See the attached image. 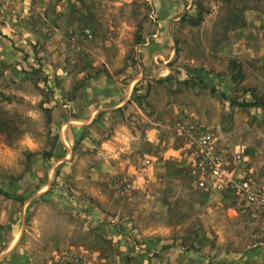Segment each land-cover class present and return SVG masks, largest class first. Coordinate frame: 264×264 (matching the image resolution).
Returning <instances> with one entry per match:
<instances>
[{
    "label": "rangeland",
    "instance_id": "374dc122",
    "mask_svg": "<svg viewBox=\"0 0 264 264\" xmlns=\"http://www.w3.org/2000/svg\"><path fill=\"white\" fill-rule=\"evenodd\" d=\"M191 123L264 182V0H0V264H264V211L192 183ZM89 202L175 252L115 258Z\"/></svg>",
    "mask_w": 264,
    "mask_h": 264
},
{
    "label": "built area",
    "instance_id": "2783aa9c",
    "mask_svg": "<svg viewBox=\"0 0 264 264\" xmlns=\"http://www.w3.org/2000/svg\"><path fill=\"white\" fill-rule=\"evenodd\" d=\"M176 132L191 144V181L196 187L231 193L243 205L264 211V182L256 180L250 173L240 172L236 166L232 170L229 169V164L235 165L236 160H247L241 151L235 152L231 161L227 160L225 153H221L217 148L213 132L198 123L178 125ZM59 264L87 263L80 255L67 251L61 255Z\"/></svg>",
    "mask_w": 264,
    "mask_h": 264
},
{
    "label": "crops",
    "instance_id": "0c3cea01",
    "mask_svg": "<svg viewBox=\"0 0 264 264\" xmlns=\"http://www.w3.org/2000/svg\"><path fill=\"white\" fill-rule=\"evenodd\" d=\"M170 152H173L175 154V152H177V150L175 149H169L164 153V157L167 159H172L175 161H178V155H170ZM176 165H178L176 163ZM131 167L127 168V170H123V176L124 179L127 178H131L132 181V185L130 186L132 189L133 188H139V190L137 191L134 190L131 192V195L129 196V202L131 201V203H129V205H134L133 202L138 203L139 202H144L147 200H151L153 199V201L156 203L157 201L159 202V198L155 197V195L152 193L151 196V191L149 190L148 185H144V183H149L150 181L148 180V178L146 177V173L142 176L141 178H132L134 176L133 173V167L132 169H130ZM154 169V167H153ZM145 171V170H144ZM150 177L153 176V178L155 180H157L156 177H158V175L156 174V170L155 172L150 170L148 171ZM132 176V177H131ZM154 180V181H155ZM140 187H143V189H140ZM131 190V189H130ZM148 190V191H147ZM136 191V192H135ZM78 201H80L79 205H82V201L81 200H86L85 197H78ZM152 201V202H153ZM86 207V206H85ZM85 215L82 216H86V218L88 219H92L93 222L97 221L96 218H98V216L100 217H104L103 219H105V217H107L108 219H111L113 222L116 221L118 218H120V223L121 225H116V224H107L104 223L103 221H101V223L103 224H99L100 222H97L101 227H99V229L104 233V236L107 238H110L111 243L113 244V247L115 250L111 251V255H116V257H118L117 255H122L124 258H128L130 257V259L128 261H132V256H136L138 257L141 262H146L148 261V257L146 254H150L151 252L154 251H160L162 250V254H165L166 252H170V253H174L175 252V247L174 246H170L168 245L167 247H164L165 244H167L166 240H161L163 238H158V235L161 233V230L159 227L155 226V225H141L139 223V211H135L133 208L128 207L126 212L123 211H113V212H106L104 211L102 208H96V206L93 204V202H89V205L87 206V210L86 212L83 211ZM139 213V214H138ZM122 226V227H121ZM133 237H137L140 238V243L137 244L138 245V251H142L144 252L143 254L138 253L136 251L133 250L132 248V244H131V240L133 239ZM81 248H83V246H80ZM166 248V249H164ZM148 249H150V252L148 251ZM84 250V248L82 249ZM87 250V249H85ZM84 250V251H85ZM119 250V251H118ZM118 253V254H117ZM53 262V261H52ZM51 262V263H52Z\"/></svg>",
    "mask_w": 264,
    "mask_h": 264
},
{
    "label": "trees",
    "instance_id": "16d2710c",
    "mask_svg": "<svg viewBox=\"0 0 264 264\" xmlns=\"http://www.w3.org/2000/svg\"><path fill=\"white\" fill-rule=\"evenodd\" d=\"M195 23H197V22H195ZM253 104H255V103H253ZM256 104L260 105V103H256ZM261 105H262V104H261Z\"/></svg>",
    "mask_w": 264,
    "mask_h": 264
}]
</instances>
